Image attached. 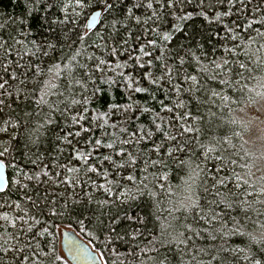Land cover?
<instances>
[{
	"label": "trees",
	"instance_id": "obj_1",
	"mask_svg": "<svg viewBox=\"0 0 264 264\" xmlns=\"http://www.w3.org/2000/svg\"><path fill=\"white\" fill-rule=\"evenodd\" d=\"M244 1L177 0L169 9L157 0L147 9L148 0H133L145 5L134 10L141 22L121 18L114 28L105 0L84 9L63 0L31 15L22 0H0V25L18 41L0 50V84L7 82L0 126L10 129L0 144L10 181L0 192V264H25L20 250L29 255L27 246L37 244L49 256L27 264H70L60 250L63 227L74 228L104 264H253L264 257V174L254 171L262 152L248 141L244 119L264 101V10ZM97 9L101 22L89 31ZM154 11L160 21L149 20ZM53 12L67 21L52 25ZM178 12L184 18L173 29ZM224 12L228 18L216 19ZM121 65L144 91L106 83ZM110 109L123 119L118 126L101 119ZM76 163L79 196L32 177L38 168L73 176ZM118 213L123 239L108 241L97 223Z\"/></svg>",
	"mask_w": 264,
	"mask_h": 264
},
{
	"label": "snow or ice",
	"instance_id": "obj_2",
	"mask_svg": "<svg viewBox=\"0 0 264 264\" xmlns=\"http://www.w3.org/2000/svg\"><path fill=\"white\" fill-rule=\"evenodd\" d=\"M23 5H24V9L25 12L27 13V15H31L32 12L34 11H40L41 9H43V11L47 14L49 12L50 9L53 8H60V5L63 4V0H22ZM157 2V0H148L147 4H146V8L147 9H153V3ZM185 2V0H180L181 5ZM224 0H219V3H223ZM74 3L76 6H78L81 9L87 8L91 6V0H74ZM227 3L229 4H234L235 0H227ZM200 4L201 6L204 5V0H200ZM130 5V6H129ZM65 8L67 7V5L64 6ZM141 7H145V5L143 3H133V0H105L104 2V10L107 11L110 15L114 16V19L112 21L113 27L115 28V25L121 22V18H123V20L128 21L132 18H134L137 23L141 22V17L139 16H135L134 15V10L135 9H139ZM157 7L158 8H169V9H177L178 5H177V0H163V2H157ZM64 10V9H61ZM264 9H260L259 7L256 9V11H261ZM193 13L188 12L185 15L186 16H191ZM201 15H205V12L202 10ZM220 15L218 14L216 19H220ZM223 16H227L229 15L228 12H224L222 13ZM50 19V22L52 25H57V26H61L65 23V21H67L68 17L65 16L64 20H60L58 15L53 12L51 13V16L48 17ZM184 17H182L183 19ZM149 20H152L153 22H157L161 20V17L159 16V14L157 12H153V15L151 17H149ZM21 23L23 21H20ZM146 22V21H145ZM5 26L0 25V50H6V49H10L11 48V43L10 42H16L18 43V41L15 40V37L12 36L10 33H5L4 31ZM5 35H7V38L5 39ZM166 38H167V34ZM79 39H83V37H78ZM32 43L35 44V41H33ZM149 43H153V42H149ZM48 47H53L51 44L48 45ZM115 51V50H113ZM44 55H47V53H44ZM180 63L183 64V59H180ZM228 61H224V64L227 65ZM103 64V62H101V64H98L97 67H101ZM217 68L220 67V65H215ZM241 68H244L245 65L241 64L240 65ZM165 69L167 73H171L172 69L168 68L167 65H165ZM37 71L39 72V69H37ZM51 71V70H50ZM122 75V74H121ZM167 79L170 81L171 80V75L167 76ZM190 79L195 80V77H190ZM116 81L112 80L111 78H109L106 83L109 84V86H111L112 84H114ZM153 83H158V80H153ZM6 83L4 84H0V90H3L6 87ZM221 83H225V81H221ZM129 87H131V84L128 85ZM175 87V86H174ZM95 91H99V89H96ZM135 91L139 92V91H144V89L141 88H136ZM95 94V92H94ZM4 101L0 100V104H2ZM75 103V101H73ZM41 103H44L43 98L41 97ZM85 111H87V109H85ZM75 119V118H74ZM11 122V121H9ZM50 122V121H49ZM77 123H79V120H77ZM39 126L37 127V129L31 130L32 132H38ZM84 131H88L87 129H84ZM186 131H191V129H186ZM71 135V133H70ZM78 135V133H77ZM33 143H35V141H33ZM95 143L97 145H99L101 143L100 140H96ZM109 147H111V145H109ZM8 149L5 148L4 152H7ZM0 155H3V152H0ZM110 159V158H109ZM128 162H132L135 163V159L133 157H131V155H129V161ZM37 176L40 175V173H36ZM45 175H47V173H45ZM29 179H31V177H29ZM222 183V181H221ZM193 203H195V201H193ZM52 214L56 215L55 210H52ZM126 217L129 219H134L133 217H130L127 215V213H125ZM3 219L4 220H8V216L5 213L3 215ZM119 213L116 216H110L109 217V223H105L103 220L98 221L97 223V230L101 233H107L108 235L106 236V240L110 241V240H122L123 237L119 234V232H117V228L120 227V222H119ZM125 234H127V232H125ZM27 250L29 251V255H24V250H20V255L22 256L23 261L25 262V264H27V262L32 260L33 256H44L45 258H48L49 254L42 252V250L40 249V245L37 244L36 248L33 250L31 248V246H27ZM5 252L8 251V249H4ZM52 255L54 256L55 254V249L53 248L52 250ZM247 258V257H246ZM56 260H60V257H55ZM253 260V264H264V257H262L261 259H256L255 257H252ZM17 264H19V262H17ZM33 264H41V262L39 260L33 262Z\"/></svg>",
	"mask_w": 264,
	"mask_h": 264
},
{
	"label": "rangeland",
	"instance_id": "obj_3",
	"mask_svg": "<svg viewBox=\"0 0 264 264\" xmlns=\"http://www.w3.org/2000/svg\"><path fill=\"white\" fill-rule=\"evenodd\" d=\"M246 5L250 9H257L258 7L264 8V0H246ZM256 2H259L256 4ZM256 5H259L256 7ZM219 14V13H218ZM217 14V15H218ZM184 16L183 13L178 12L177 14V20L175 25L173 26V29L179 27L182 17ZM223 16V15H220ZM229 15L224 16V19L228 18ZM169 33V32H168ZM151 53L149 51H145V57L147 58ZM122 74V75H121ZM112 78L115 83H123L128 91L135 90L136 88H139L137 86V79L132 77L131 74L128 72V70L123 66H116L114 71L112 72ZM131 84V87L128 85ZM118 112L110 109L108 113L102 115L101 119L108 124H115L118 126L119 123L123 121L121 116L117 114ZM244 119L247 123V126L250 128L251 133L247 136L248 141L251 143L259 144L261 147L262 159L260 160L259 164H257L256 167H254L255 176L258 177L262 174H264V101L261 105L256 107H248L244 111ZM10 129L8 126H0V144L2 146L5 145L6 137L9 135ZM83 151L84 148L80 145L78 146ZM77 163L79 161H82V158L80 155H77ZM77 163L74 165V167L70 168L69 172L73 174L72 175H54L49 174L44 168H38L35 171L32 172V177L39 182H45L48 187L57 194H63V195H71V196H79L81 195V189L80 187L74 183V180L76 179V174L78 170ZM36 173H40L39 176L36 175ZM47 173V175H45ZM75 175V176H74ZM98 177H101V175H97ZM74 178V179H73ZM62 228L60 229L61 234Z\"/></svg>",
	"mask_w": 264,
	"mask_h": 264
},
{
	"label": "water",
	"instance_id": "obj_4",
	"mask_svg": "<svg viewBox=\"0 0 264 264\" xmlns=\"http://www.w3.org/2000/svg\"><path fill=\"white\" fill-rule=\"evenodd\" d=\"M103 13V9H97L88 16L86 27L89 31L99 26ZM9 183L8 166L6 162L0 158V192H5ZM59 244L62 255L70 264H104L100 252H98L74 228H62Z\"/></svg>",
	"mask_w": 264,
	"mask_h": 264
}]
</instances>
